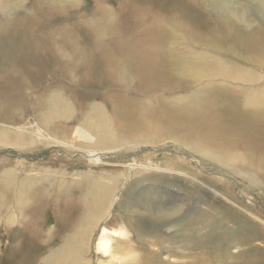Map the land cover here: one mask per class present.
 <instances>
[{"label": "rangeland", "instance_id": "374dc122", "mask_svg": "<svg viewBox=\"0 0 264 264\" xmlns=\"http://www.w3.org/2000/svg\"><path fill=\"white\" fill-rule=\"evenodd\" d=\"M29 18H36L37 24L32 27ZM215 22L238 36L258 34L264 52V0H0V72L3 69V75L10 73L13 66L6 61L10 49H5V45L16 42L26 47L16 72L20 87L13 91L0 77V133H8L12 140L20 134L35 133L41 127L40 110L47 111L58 105V109L63 111L67 106L65 93L59 85L58 55L53 63L50 56H44L45 51L35 53L33 47L37 43L57 44L79 38L111 42L117 37L113 30L119 25H133L140 30L153 25L156 32L152 31V38L165 33L170 43H178L179 35L173 30L182 26L191 32L197 30L196 40L202 42L206 38L216 40L219 35L222 37L220 33L223 31H216ZM190 25H195V28ZM184 37L187 39V34ZM59 61L66 63L65 58ZM246 71H250L254 78L259 79L258 83L263 82L261 85H264V60ZM70 74L73 75L72 72ZM122 81L118 80L121 87H134L137 78ZM165 87L174 89L177 86ZM94 91V88L90 89V92ZM69 102L74 101L71 99ZM75 116L74 120H55L50 127L56 133L66 131L71 121L82 120V115L76 113ZM36 117H39L38 120ZM165 142L166 145L140 144L126 153L106 151L103 157L110 162H126L147 152L157 157L179 156L199 172L195 178L201 182L193 184L187 180L185 175L190 173L187 169L183 170L186 174H174L178 178L173 181L151 178L147 181L151 193L160 194L156 203L155 199H146L140 185H132L135 177L124 174L123 168L114 180L116 197L96 229L93 246L97 235L105 228V222L112 220L123 197L114 228H119L121 224L128 227L126 220H120L128 218V215L165 217L160 224L149 219L145 222L147 233L157 230L166 239L158 256L163 264H264V172L250 170L251 175L244 177L213 160L202 159L200 154L191 152L182 144L177 145L171 139H165ZM33 146V149L28 146L25 150L15 146L0 149V264L1 239L5 230H13L12 240L32 225L44 224V237L52 234L48 231L55 234L57 229L59 233L53 234L56 239L54 248L47 255H40L41 259L51 256L48 264H54L64 252L72 250L74 237L85 220H94L106 211L103 210L104 205L92 203L88 197L89 189L94 188L95 183L94 175H81L90 170L86 162L87 152L73 151L63 144L46 147L43 143H34ZM158 160L159 163L165 162L160 158ZM95 169L94 174L98 170ZM142 176L144 174L136 178ZM217 177L221 178L220 183L215 181ZM78 179L82 182L79 183ZM130 185L132 187L127 191ZM165 187L167 189L163 193ZM24 189H32L35 199L20 207L15 201L20 190ZM215 190L227 195L233 203L216 194ZM1 191H8L9 195L3 196ZM79 194L82 197H78ZM243 195L252 201L247 202ZM140 217L137 216L138 221L143 218ZM119 240L122 239L113 237L112 252L124 261L114 260L113 254L96 257L89 254V264H138L132 257L125 258V246L135 248L141 262L137 245L121 244ZM37 252L40 254V250ZM85 255L83 252L81 257ZM81 257L77 255L74 262L62 264H83ZM41 259L38 264H44Z\"/></svg>", "mask_w": 264, "mask_h": 264}, {"label": "bare ground", "instance_id": "6f19581e", "mask_svg": "<svg viewBox=\"0 0 264 264\" xmlns=\"http://www.w3.org/2000/svg\"><path fill=\"white\" fill-rule=\"evenodd\" d=\"M28 21L32 27L38 22L36 18H29ZM218 24L216 31H223L220 33L222 37L219 35L216 40L205 37L202 42L196 40L197 30L191 32L182 26L173 30L179 35L178 43H170L165 33L152 38V31L156 32L153 25L141 30L133 25H119L113 30L117 37L111 42L79 38L57 44L41 42L33 47L35 53L45 51L44 56H50L53 63L58 55L59 85L65 93L67 106L63 111L58 109V105L47 111L40 110L41 127L35 133L20 134L14 140L8 133H0V149L8 146L20 150L30 146L33 149L34 143H43L46 147L63 144L70 150L87 152L86 162L90 170L81 175H94L95 183V187L89 189L91 192L88 197L92 203L104 205L103 210H106L94 220H85L74 237L72 250L64 252L54 264L74 262L77 255L81 257L83 252L86 253L80 259L83 264H89V254L93 257L113 254V237L124 240H119L121 244L137 245L141 262L135 248L128 249L125 246V258L132 257L138 264H163L158 256L166 239L157 230L147 233L145 222L149 219L160 224L165 217L156 215L151 218L141 214L133 217L128 215V218L120 216V220H126L129 228L124 224L114 228L123 197L112 220L105 222L106 226L97 235L93 246L96 229L116 197L117 185L114 180L124 168V174L135 177L132 185H140L146 199H155L156 203L160 194L151 193L147 182L151 178L173 181L178 178L174 174H186L183 170L187 169L190 172L185 175L187 180L193 184L201 182L195 178L199 172L179 156L157 157L147 152L126 162H110L103 157L106 151L126 153L140 144L166 145L165 139H171L177 145L182 144L191 152L200 154L202 159L213 160L244 177L251 175L250 170L264 172V85H261L263 82L258 83L259 79L254 78L250 71L245 72L248 67H255L264 60L263 42L258 34L238 36ZM190 26L195 28V25ZM86 34L89 35V32ZM14 43H8L4 48L10 49L6 61L15 68L12 66L11 72L5 75L1 73L3 69L0 72V77L13 91L21 84L16 72L22 63L20 56H25L26 51L25 46ZM63 58L66 63L59 61ZM131 78H137L134 87L119 85L118 80L125 79L128 82ZM169 85L177 87H165ZM93 88L96 91L90 92ZM71 99L73 105L69 102ZM76 113L82 115V120L64 125L68 130L56 133L51 129L53 121L65 118L74 120ZM158 158L165 162L159 163ZM95 168L98 169L96 174ZM142 174L144 176L136 178ZM214 179L219 183L221 181L218 177ZM77 181L82 182L79 179ZM214 192L233 203L227 195L216 190ZM1 193L3 196L9 195L8 191ZM243 196L247 202L252 201L248 196ZM30 199H35L33 190L24 189L20 190L15 202L23 207ZM137 216L143 218L140 217L138 221ZM12 231L5 230L2 235L1 264H38L41 254L52 251L56 240L54 235L59 233L55 229V234L48 231L52 234L44 237V224L32 225V228H25V232L11 240ZM206 246L209 247V244ZM37 250H40V254ZM112 257L117 261L125 260L116 253ZM50 259L51 256L41 260L48 264Z\"/></svg>", "mask_w": 264, "mask_h": 264}]
</instances>
